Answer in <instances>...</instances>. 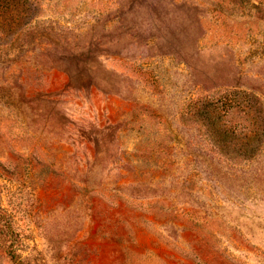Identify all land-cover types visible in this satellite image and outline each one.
<instances>
[{
  "label": "rangeland",
  "instance_id": "obj_1",
  "mask_svg": "<svg viewBox=\"0 0 264 264\" xmlns=\"http://www.w3.org/2000/svg\"><path fill=\"white\" fill-rule=\"evenodd\" d=\"M261 117L264 0H0V264H264Z\"/></svg>",
  "mask_w": 264,
  "mask_h": 264
},
{
  "label": "trees",
  "instance_id": "obj_2",
  "mask_svg": "<svg viewBox=\"0 0 264 264\" xmlns=\"http://www.w3.org/2000/svg\"><path fill=\"white\" fill-rule=\"evenodd\" d=\"M258 102H259V104H260V101H258ZM258 116H262V115H258ZM261 119H262V120L260 121V123H263V124H264V117H261ZM256 124H257V120H256ZM254 129H255V128H254ZM220 131H221L220 128H218V129L216 130V132H215L216 135H218V133L221 134ZM260 132L262 133V130H261L260 127H259V128H258V131L253 130V131H252V136H246V138L250 140V139H252V137H255V136L260 135V134H261ZM140 187H142V183H137L136 186H135V183H131V184H129V188H131V189L133 190V191H132V196L135 195V194L138 192V189H139ZM98 194H100V193H98ZM118 194H119L120 196H116V197H117V198L119 197L118 199H119L120 201H122L123 203H127V202L129 201V200L127 199V196H124V197H123V196H121L120 193H118ZM132 196H131V197H132ZM116 197H115V198H116ZM131 197H130V199H131ZM132 198H133V197H132ZM158 199H159V198H158ZM122 202H121V203H122ZM123 203H122V204H123ZM159 203H160L159 201H158V202H155L154 205H160ZM116 205H117V204H116Z\"/></svg>",
  "mask_w": 264,
  "mask_h": 264
}]
</instances>
